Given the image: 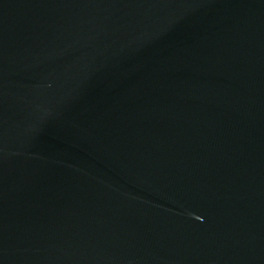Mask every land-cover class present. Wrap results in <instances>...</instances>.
Listing matches in <instances>:
<instances>
[{"label":"water","instance_id":"1","mask_svg":"<svg viewBox=\"0 0 264 264\" xmlns=\"http://www.w3.org/2000/svg\"><path fill=\"white\" fill-rule=\"evenodd\" d=\"M0 264H264V0H0Z\"/></svg>","mask_w":264,"mask_h":264}]
</instances>
